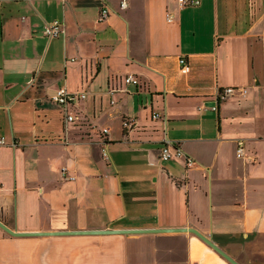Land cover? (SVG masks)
<instances>
[{
  "label": "crops",
  "instance_id": "1",
  "mask_svg": "<svg viewBox=\"0 0 264 264\" xmlns=\"http://www.w3.org/2000/svg\"><path fill=\"white\" fill-rule=\"evenodd\" d=\"M126 1L0 0V222L194 228L264 264V0ZM54 22L65 32L49 38ZM61 88L86 93L70 122ZM166 145L195 165L162 160ZM0 264L231 263L190 231L0 227Z\"/></svg>",
  "mask_w": 264,
  "mask_h": 264
},
{
  "label": "built area",
  "instance_id": "2",
  "mask_svg": "<svg viewBox=\"0 0 264 264\" xmlns=\"http://www.w3.org/2000/svg\"><path fill=\"white\" fill-rule=\"evenodd\" d=\"M105 1V0H103ZM181 6L183 7H193L197 6L200 3V0H178ZM121 8H126L127 7V1L126 0H121L120 4ZM109 16V9L104 6L101 11H100V20H105ZM171 18V17H170ZM169 18V19H170ZM64 27L62 24L59 22H54L52 24H47L44 29V34L49 37H57L60 34L64 33ZM180 65H181V72L182 73H188L190 72V64L186 58H181L180 59ZM121 82H123L126 85L129 84H134L139 86L140 81L139 78L134 76V75H127L125 77L120 78ZM115 91V88L112 89ZM237 89L235 88H227L222 92V98H225L226 95L232 94L236 91ZM242 92H245V89H242ZM86 93L84 92H79V93H71L68 92L66 89L61 88L57 91V93L52 97V101L59 106H61L63 109L66 111V119L68 122L74 120V116L68 112L67 108L72 104L76 99L78 98H85ZM217 109V108H215ZM154 118H160V114L155 113L153 115ZM126 126H129V122L125 123ZM5 141L3 138H0V145H4ZM237 156L239 158L245 157V140L244 139H238L237 140ZM176 158H182L186 162V166L188 168H191L195 165V160L187 155L183 150L180 148L177 149L176 151L172 152L168 145L164 146L161 150V159L164 161H169V160H174ZM64 172V171H63Z\"/></svg>",
  "mask_w": 264,
  "mask_h": 264
},
{
  "label": "water",
  "instance_id": "3",
  "mask_svg": "<svg viewBox=\"0 0 264 264\" xmlns=\"http://www.w3.org/2000/svg\"><path fill=\"white\" fill-rule=\"evenodd\" d=\"M0 227L4 229L11 235H20V236H31V235H64V234H74V233H140V232H170V231H190L199 236L204 242H206L210 247H212L216 252H218L222 257H224L231 264H240L235 259H233L230 255H228L225 251H223L220 247H218L210 238L201 234L198 230L194 228H185V229H153V230H117V231H56V232H43V233H28V232H17L12 231L8 227H6L2 222H0Z\"/></svg>",
  "mask_w": 264,
  "mask_h": 264
}]
</instances>
